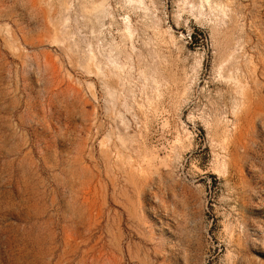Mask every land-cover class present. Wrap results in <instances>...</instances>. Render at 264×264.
<instances>
[{"label":"rangeland","instance_id":"obj_1","mask_svg":"<svg viewBox=\"0 0 264 264\" xmlns=\"http://www.w3.org/2000/svg\"><path fill=\"white\" fill-rule=\"evenodd\" d=\"M0 264H264V0H0Z\"/></svg>","mask_w":264,"mask_h":264},{"label":"bare ground","instance_id":"obj_2","mask_svg":"<svg viewBox=\"0 0 264 264\" xmlns=\"http://www.w3.org/2000/svg\"><path fill=\"white\" fill-rule=\"evenodd\" d=\"M131 2L135 5L139 4V5H143L144 4V0H131ZM130 20H129V23L127 25V30L129 32L130 35H133V31H132V28L130 27Z\"/></svg>","mask_w":264,"mask_h":264}]
</instances>
